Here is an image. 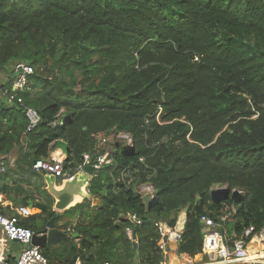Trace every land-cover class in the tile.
Here are the masks:
<instances>
[{
	"label": "trees",
	"instance_id": "obj_1",
	"mask_svg": "<svg viewBox=\"0 0 264 264\" xmlns=\"http://www.w3.org/2000/svg\"><path fill=\"white\" fill-rule=\"evenodd\" d=\"M19 63L33 74L13 92ZM27 109L39 117L30 130ZM55 148L69 174L86 154L112 158L92 174L91 200L61 214L32 170ZM11 154L0 214L33 234L55 218L68 238L39 249L48 264H160L155 224L174 229L182 213L187 264L201 253L203 216H227L229 246L264 229V0H0V164ZM142 185L155 195L149 211ZM221 187L239 201L213 203Z\"/></svg>",
	"mask_w": 264,
	"mask_h": 264
},
{
	"label": "built area",
	"instance_id": "obj_2",
	"mask_svg": "<svg viewBox=\"0 0 264 264\" xmlns=\"http://www.w3.org/2000/svg\"><path fill=\"white\" fill-rule=\"evenodd\" d=\"M32 74L33 68L31 66L24 63L17 64L15 66V79L12 83L13 92L26 90L27 79ZM7 99L9 102L16 100L18 103H21V100L16 98L15 93L9 94ZM26 117L29 124L28 130L35 127L39 122L37 113L32 109L26 110ZM117 139L126 142L127 145L132 144V139L127 134H119ZM99 141L100 145L107 144V140L104 138H99ZM110 151L111 149L109 148L105 149V152L98 155L95 161H91L89 155H84L81 165L72 174L64 172L62 162L59 161L38 160L33 164L32 170L43 174H50L59 181H72L74 175L83 171L87 166H92L93 173H95L102 167L110 165L112 162ZM1 171H4L3 167H1ZM138 191L142 196L147 193H153L151 185H142ZM15 213L23 217H27L30 214L29 210L24 207L15 209ZM127 218L134 225L141 224V221L134 214L127 215ZM226 219V215H219V223H217L208 216L200 218L203 234L201 253L210 258V263L208 264H264V229H261L257 233H253L251 228L247 229L244 232V239L237 240L229 246L219 230L221 223H224ZM155 226L160 234V250L163 255V261L160 264H169L168 245L170 243H181V229H171L161 223L155 224ZM0 232L4 235L6 241L16 243L20 246L15 264H48L46 258L39 252L37 247L30 248L33 233L29 229L18 226V218L16 215L6 217L0 214ZM126 233L130 236L131 230L126 229ZM254 238H258L259 240L256 242L257 247L251 251L248 245ZM178 257L183 260L180 254ZM6 259L7 257L0 251V264H8ZM75 264L80 263L76 262ZM101 264L117 263L103 262Z\"/></svg>",
	"mask_w": 264,
	"mask_h": 264
},
{
	"label": "water",
	"instance_id": "obj_3",
	"mask_svg": "<svg viewBox=\"0 0 264 264\" xmlns=\"http://www.w3.org/2000/svg\"><path fill=\"white\" fill-rule=\"evenodd\" d=\"M65 155L68 156L67 150ZM92 174V166H87L83 169V171L76 173L72 181H59L50 174H44L43 179L45 191L53 199V210L57 213H64L70 208L82 203L83 200H91L88 187ZM209 196L213 203H224L228 200H232L236 203L240 199L238 191L230 190V188L225 187L213 189L210 191ZM142 201L145 206V210L149 211L152 203L155 201V195H153V193H147L142 196ZM54 221L55 218H51L43 230L32 235L30 248L37 247L40 249L68 238L66 233L56 229ZM70 237L72 239H76L78 235L72 234ZM131 239L134 241L133 236ZM14 247L17 252L20 250V246L18 244L15 243ZM134 247H136V242H134ZM178 250L179 244L170 243L168 245L169 264L174 262L177 264H184L183 260L178 257Z\"/></svg>",
	"mask_w": 264,
	"mask_h": 264
},
{
	"label": "crops",
	"instance_id": "obj_4",
	"mask_svg": "<svg viewBox=\"0 0 264 264\" xmlns=\"http://www.w3.org/2000/svg\"><path fill=\"white\" fill-rule=\"evenodd\" d=\"M4 157H2L1 159H3ZM66 159V155H65V151L62 150L61 148H55L51 153H50V161H59L62 162ZM15 157L14 154H11L10 156H8V160L6 161V163L2 162L0 164V172L1 173H7L9 166L11 168H13L14 164H15ZM1 167H3L4 171H1ZM9 173V171H8ZM13 176L15 178H18L16 175L13 174ZM45 189V186H44ZM0 206L1 207H7L10 206V202L9 200L3 196L0 195ZM15 211V210H14ZM186 220V216L185 213H182L178 216L176 225H175V229H182L184 226ZM166 226V225H165ZM259 239L258 238H254V240L248 245L249 249L252 251V249L257 247V241ZM15 243L13 242H8L6 241V238L4 237V235L0 232V251H2L4 253V255L8 258L11 257L12 259H16L17 257V250H15ZM210 263V258H208L207 256L203 255L202 253L196 255L193 258V261L191 264H208ZM184 264H187L184 262Z\"/></svg>",
	"mask_w": 264,
	"mask_h": 264
},
{
	"label": "rangeland",
	"instance_id": "obj_5",
	"mask_svg": "<svg viewBox=\"0 0 264 264\" xmlns=\"http://www.w3.org/2000/svg\"><path fill=\"white\" fill-rule=\"evenodd\" d=\"M111 142V141H110ZM110 145V144H109ZM59 214H61V213H59ZM68 219L67 218H63V221H67Z\"/></svg>",
	"mask_w": 264,
	"mask_h": 264
},
{
	"label": "bare ground",
	"instance_id": "obj_6",
	"mask_svg": "<svg viewBox=\"0 0 264 264\" xmlns=\"http://www.w3.org/2000/svg\"><path fill=\"white\" fill-rule=\"evenodd\" d=\"M112 186H113V185H112ZM183 262H184V261H183ZM172 264H177V263L174 262V263H172Z\"/></svg>",
	"mask_w": 264,
	"mask_h": 264
}]
</instances>
